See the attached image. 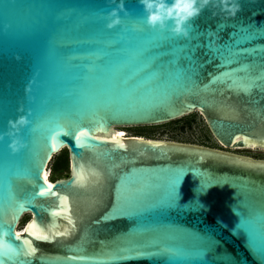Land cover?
<instances>
[{
    "label": "water",
    "instance_id": "95a60500",
    "mask_svg": "<svg viewBox=\"0 0 264 264\" xmlns=\"http://www.w3.org/2000/svg\"><path fill=\"white\" fill-rule=\"evenodd\" d=\"M124 3L108 29V0H0V264H264V160L95 136L197 113L223 149H264V0L210 5L187 38Z\"/></svg>",
    "mask_w": 264,
    "mask_h": 264
},
{
    "label": "clouds",
    "instance_id": "9594fccd",
    "mask_svg": "<svg viewBox=\"0 0 264 264\" xmlns=\"http://www.w3.org/2000/svg\"><path fill=\"white\" fill-rule=\"evenodd\" d=\"M110 4H117L107 14L109 22L107 28L112 29L121 24L119 13L128 14L124 0H108ZM146 13V23L153 29H168L174 36L187 38L191 21L198 18L202 12L211 5L225 14V18L235 17L242 10L239 0H139ZM213 15H216L213 12ZM169 23L171 27L169 28ZM23 111V108L20 109ZM30 114V113H29ZM9 131L6 133L12 137L9 148L13 153L19 152L26 144L19 138L20 130L29 125L27 115H20L16 120H9ZM0 139L3 136L0 135Z\"/></svg>",
    "mask_w": 264,
    "mask_h": 264
},
{
    "label": "rangeland",
    "instance_id": "374dc122",
    "mask_svg": "<svg viewBox=\"0 0 264 264\" xmlns=\"http://www.w3.org/2000/svg\"><path fill=\"white\" fill-rule=\"evenodd\" d=\"M116 129L124 132L126 136L143 135L142 137L152 140L194 144L228 151L233 154L246 156L256 160H264V149L262 148H250L249 150L223 149L213 139L202 117L197 113L188 115L178 121H173L163 125L145 127H116ZM63 152L68 159L67 149H64ZM57 156L54 157L53 161L49 164L48 167V170H50V181L67 178L69 176L68 170L61 172L60 175H57L53 171V164ZM28 218V216L23 217L19 224V228H22L27 223L25 221ZM23 222H25L24 225Z\"/></svg>",
    "mask_w": 264,
    "mask_h": 264
},
{
    "label": "trees",
    "instance_id": "16d2710c",
    "mask_svg": "<svg viewBox=\"0 0 264 264\" xmlns=\"http://www.w3.org/2000/svg\"><path fill=\"white\" fill-rule=\"evenodd\" d=\"M62 152H61L60 155H58L55 158V161H54V164H53V171L57 175H60V173L65 171V170H68V172H69V159H67V157L65 156V153L64 152L62 153ZM54 181H56V180H54Z\"/></svg>",
    "mask_w": 264,
    "mask_h": 264
},
{
    "label": "bare ground",
    "instance_id": "6f19581e",
    "mask_svg": "<svg viewBox=\"0 0 264 264\" xmlns=\"http://www.w3.org/2000/svg\"><path fill=\"white\" fill-rule=\"evenodd\" d=\"M95 136L102 137V138H110V139H113V138H116L115 136L125 137L126 135L122 131H119L116 128H113V129L109 130L106 135H101L100 133H96ZM43 178H44V183L47 184V183L51 182L50 181V170L47 169L45 171V173L43 175ZM17 231L19 232L20 230H17Z\"/></svg>",
    "mask_w": 264,
    "mask_h": 264
},
{
    "label": "snow or ice",
    "instance_id": "6c2138e0",
    "mask_svg": "<svg viewBox=\"0 0 264 264\" xmlns=\"http://www.w3.org/2000/svg\"><path fill=\"white\" fill-rule=\"evenodd\" d=\"M116 142H117V143H122L121 141H116ZM43 194H44V193H41V195H43ZM29 227H30V228H33V227H36V225H35V223H33V224H31ZM30 234H32V235H37V233H30ZM37 238L47 239L46 236H42V235H38Z\"/></svg>",
    "mask_w": 264,
    "mask_h": 264
},
{
    "label": "flooded vegetation",
    "instance_id": "af4514ba",
    "mask_svg": "<svg viewBox=\"0 0 264 264\" xmlns=\"http://www.w3.org/2000/svg\"><path fill=\"white\" fill-rule=\"evenodd\" d=\"M124 133V132H123ZM133 136H136V137H142L143 135H133ZM127 137H129V136H127ZM145 138V137H144ZM29 219V218H28ZM27 219V220H28ZM27 220L25 221V222H27ZM25 222H23V225L25 224Z\"/></svg>",
    "mask_w": 264,
    "mask_h": 264
}]
</instances>
